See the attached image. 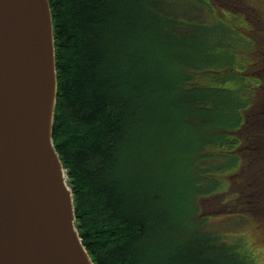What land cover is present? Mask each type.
Returning <instances> with one entry per match:
<instances>
[{
    "label": "trees",
    "instance_id": "trees-1",
    "mask_svg": "<svg viewBox=\"0 0 264 264\" xmlns=\"http://www.w3.org/2000/svg\"><path fill=\"white\" fill-rule=\"evenodd\" d=\"M144 2L146 11L141 0H49L57 70L52 136L73 190L76 225L82 242L95 264H259L240 247L222 244L216 237L212 240L203 231H199L198 240L193 234L181 242L172 238V232L179 229L180 223L176 206L161 199L155 177L172 173L173 162L166 164L164 172L156 167L147 168L151 181H146L143 186L140 183L142 178L138 168L141 167L136 165L132 154L128 155V140L133 139L128 128L138 113L139 101L143 100L141 93L138 94L134 105L127 92L133 88L135 96L146 87L136 82L138 78H134L131 72L129 77L134 78L132 81L120 72L124 57L118 59L116 49L129 40L139 43L138 39H145L150 46L160 36L173 37L182 29L174 27L178 21L166 8L169 0ZM140 9L142 16L140 12L137 14ZM154 27L156 33L153 35L151 29ZM187 40L183 44L176 43V47H185L180 52L189 54L197 51L192 45L196 46V42L190 43L192 49L184 45L189 44ZM159 43L166 44L167 41ZM143 48L146 46L140 49ZM134 53L130 47L126 56ZM147 67L144 63L141 71L144 82L153 77ZM262 84L264 79L261 75ZM180 87H187L188 92H183L186 94L193 90L183 82ZM254 100L258 106L253 101L239 130L245 146L241 151L243 162L239 168H244L251 160L249 144L254 134L264 133V125L260 126L264 123V101ZM126 151L124 156L128 161L119 170L117 165ZM196 151L183 150L190 153L193 161L199 158ZM205 152L201 156H208V151ZM215 152L224 154L226 151L210 150V153ZM247 156L248 159H244ZM188 169L195 180V172ZM236 185L237 191L249 190ZM223 193L210 197L220 196L222 201L225 195L230 194L226 203L231 211L250 213L254 201L261 199L254 200L249 191V207L242 203L234 205V200H238L235 193L228 189ZM160 199L161 205L153 207V202ZM262 200L264 197L261 199L264 207ZM182 218L183 223L193 222L199 228V219L203 215L198 216L194 209H185ZM163 226L168 228L162 230ZM257 226L261 227L260 223ZM161 237L166 239L159 241ZM150 252L155 253L154 261L148 258Z\"/></svg>",
    "mask_w": 264,
    "mask_h": 264
},
{
    "label": "rangeland",
    "instance_id": "rangeland-1",
    "mask_svg": "<svg viewBox=\"0 0 264 264\" xmlns=\"http://www.w3.org/2000/svg\"><path fill=\"white\" fill-rule=\"evenodd\" d=\"M141 3L146 11V2ZM166 8L178 21L174 27L182 28L181 32L173 37L160 36L150 46L145 39H138L139 43L129 40L116 49L117 58L124 57L120 72L126 77L131 72L138 78L136 82L146 87L135 93L136 97L133 88L127 92L134 105L138 94L143 100L128 128L129 136H133L128 140V155L132 154L141 167L142 186L151 181L148 169L156 167L164 172L167 163H174L172 173L155 179L161 199L176 206L180 223L179 229L172 232L175 241L189 239L191 234L198 240L199 231H203L210 239L216 237L222 244L238 246L251 254L253 261L264 264V133L254 134L249 144L251 160L239 168L245 146L240 142L243 134L238 132L246 112L253 101L256 103L254 99L264 101V0H169ZM139 12L142 16L141 9ZM151 33L154 35L156 28ZM185 40L189 49L190 43L196 42V46L192 45L197 51L180 52L185 47H176V43L183 44ZM141 45L146 48L140 49ZM130 47L135 53L126 56ZM144 63L153 75L146 82L141 77ZM181 82L193 88L190 94L183 93L188 89L180 87ZM186 148L197 150L199 158L193 161L189 152H183ZM213 149L226 152L210 153ZM203 151H208V156H201ZM127 152L121 155L119 170L128 161ZM188 168L195 172V180ZM236 183L249 190L237 191ZM226 189L238 197L234 205L249 207V191L254 200L261 199L254 201L250 213L231 211L226 203L230 194L222 201L220 196L210 197ZM161 199L152 206L161 205ZM185 209L203 215L200 229L193 222L183 223ZM165 239L161 237L159 241ZM154 254L150 252L148 258L154 261Z\"/></svg>",
    "mask_w": 264,
    "mask_h": 264
},
{
    "label": "water",
    "instance_id": "water-1",
    "mask_svg": "<svg viewBox=\"0 0 264 264\" xmlns=\"http://www.w3.org/2000/svg\"><path fill=\"white\" fill-rule=\"evenodd\" d=\"M49 0H0V264H95L53 140Z\"/></svg>",
    "mask_w": 264,
    "mask_h": 264
},
{
    "label": "bare ground",
    "instance_id": "bare-ground-1",
    "mask_svg": "<svg viewBox=\"0 0 264 264\" xmlns=\"http://www.w3.org/2000/svg\"><path fill=\"white\" fill-rule=\"evenodd\" d=\"M156 27H154V29H155ZM154 41V40H153Z\"/></svg>",
    "mask_w": 264,
    "mask_h": 264
}]
</instances>
